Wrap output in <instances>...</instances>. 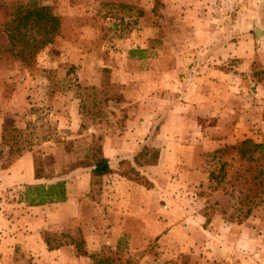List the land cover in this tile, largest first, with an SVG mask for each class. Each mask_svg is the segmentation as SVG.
<instances>
[{
    "label": "rangeland",
    "instance_id": "obj_1",
    "mask_svg": "<svg viewBox=\"0 0 264 264\" xmlns=\"http://www.w3.org/2000/svg\"><path fill=\"white\" fill-rule=\"evenodd\" d=\"M34 5L59 29L36 49L33 31L12 48L5 24ZM178 80L201 87L199 109ZM138 105L151 115L138 161L158 151V162L146 140L170 122L183 145L173 142L175 163L204 179L182 187L123 164L141 190L116 206L91 164ZM24 154L75 199L20 201L25 186L5 174ZM46 235L65 243L50 250ZM0 264H264V0H0Z\"/></svg>",
    "mask_w": 264,
    "mask_h": 264
},
{
    "label": "crops",
    "instance_id": "obj_2",
    "mask_svg": "<svg viewBox=\"0 0 264 264\" xmlns=\"http://www.w3.org/2000/svg\"><path fill=\"white\" fill-rule=\"evenodd\" d=\"M180 70L181 67L179 66H172L168 70L169 79L168 81H166L170 82L167 85L168 87H171V85L173 84V82H171V79L174 78L178 72L180 73ZM178 83L180 84L182 89V95H180V97L189 101L191 99V93L193 92L194 102H197V109H199V106L203 105V95L201 87L198 85V83L192 84L194 85V88L190 86V83L187 87V91H185V83H182V81L179 80ZM193 104L186 103L185 105L192 106ZM142 109L143 107L141 105H138L137 111L129 112L130 115L125 117L124 129H114L112 131H108L103 135L101 140L102 155L109 160L110 167V172L104 174L102 177L103 185L107 188H110L109 190H111L112 192H110L111 197L116 199V206H119L120 202L127 200L130 196H134V193H132L134 190H141L139 189V184L126 179L120 173H118V171L122 168V163H119V161L124 158L132 159V157L141 149L144 139L150 133L151 122H149V120H151V115L147 113L145 114L144 112H142ZM197 109H195L196 112ZM169 116H171V114ZM186 117L187 115L185 113H180L179 116H175V118H180V120H183ZM142 118L144 119L142 120ZM195 118L197 119L198 117L196 116ZM168 123L169 125H171V127H174L170 122ZM171 127L167 128L165 125L161 128L160 134H158L156 138L157 143H155L154 139L149 138L150 140H146L147 143L149 141L152 142V146L157 147L160 151L157 163L133 162L131 164L136 167V169L139 170L141 174L146 175V178L149 180L156 181L162 175H169L173 176L174 181L176 179L177 183L180 184V186L183 187L186 185L187 187L188 183L186 182H189L191 180L193 181V177L196 175V177L203 180L204 177H201L203 173L201 171V168H197L198 165H196L195 163H175L177 159H180V157L178 156V147L176 146V144H178V146L180 147L183 145L180 141H177L178 139H180L177 137V134L180 133L179 129ZM183 132L190 133L189 129H186ZM180 137L182 138V136ZM173 142L176 144H174ZM192 170L196 173H193ZM5 177L7 182L22 184L23 186L34 183L36 179L34 177V163L32 156L30 154H24L22 157H20V159L12 163L6 170ZM85 179H87L88 182L90 181V173H86L82 176V180H84V182ZM141 187L144 188L143 190L148 192L149 189L143 186ZM76 194L79 193L70 191L66 188V200L57 203L71 202L73 201V199H75ZM117 196L119 197L118 201ZM45 205L47 204L34 206L29 205V208L44 207ZM108 209L111 210L112 208L108 207Z\"/></svg>",
    "mask_w": 264,
    "mask_h": 264
},
{
    "label": "trees",
    "instance_id": "obj_3",
    "mask_svg": "<svg viewBox=\"0 0 264 264\" xmlns=\"http://www.w3.org/2000/svg\"><path fill=\"white\" fill-rule=\"evenodd\" d=\"M59 26L60 19L51 11V8L49 6L34 5L21 7L20 9H17L15 12H13L9 22L5 24V31L12 48H15L17 46V43L23 41L24 36L29 31H33L37 35H40L42 41L36 43L35 39L33 38V43L30 46V48L36 49V47H38V44L40 45L51 42V39L59 29ZM131 53L133 55L134 51H131ZM142 149L133 156L131 162L127 158L119 161V163L129 162L122 163V165H129L131 167L129 170L134 171L137 177H139L141 173H139L140 171L137 170L136 167H134L131 163H141L137 158L141 157L140 152L142 151ZM145 151H147V149H145ZM154 153V158L151 157L150 160H146L145 163H156L155 161L158 156V151ZM145 155L146 154L144 153L142 157H144ZM91 167V174L94 177H99L110 172L109 160L102 154L96 157L94 163L91 164ZM129 174L130 171L122 173L123 176H128ZM34 177L36 179L34 183L25 185L22 196L20 197V201H24L27 205L34 206L43 205L46 203L62 202L66 200V185L64 180L57 179L51 182L40 181V179H47L50 176L48 177L42 175L40 169L37 166V163H34ZM44 241L46 242L50 250L58 248L65 243L63 241H56L53 244L51 239L47 235L44 237ZM76 249L78 253L87 255V252L83 248H81L80 245H76Z\"/></svg>",
    "mask_w": 264,
    "mask_h": 264
},
{
    "label": "water",
    "instance_id": "obj_4",
    "mask_svg": "<svg viewBox=\"0 0 264 264\" xmlns=\"http://www.w3.org/2000/svg\"><path fill=\"white\" fill-rule=\"evenodd\" d=\"M258 32H260L259 29H258Z\"/></svg>",
    "mask_w": 264,
    "mask_h": 264
}]
</instances>
